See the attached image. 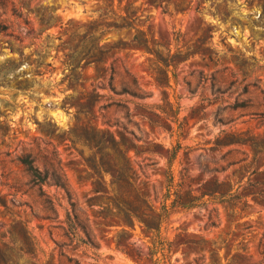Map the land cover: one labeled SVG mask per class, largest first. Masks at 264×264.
<instances>
[{
  "label": "rangeland",
  "instance_id": "obj_1",
  "mask_svg": "<svg viewBox=\"0 0 264 264\" xmlns=\"http://www.w3.org/2000/svg\"><path fill=\"white\" fill-rule=\"evenodd\" d=\"M0 26V264H264V0H0ZM109 162L159 232L119 225Z\"/></svg>",
  "mask_w": 264,
  "mask_h": 264
},
{
  "label": "trees",
  "instance_id": "obj_2",
  "mask_svg": "<svg viewBox=\"0 0 264 264\" xmlns=\"http://www.w3.org/2000/svg\"><path fill=\"white\" fill-rule=\"evenodd\" d=\"M121 24L118 25V23H116V21H113V23H104L103 26L107 29H110V28H114V29L131 28V25H128L126 23H121ZM5 30H6V27L0 26V32H3ZM139 34H141V32L137 31V34L133 37L134 42H135L134 44L136 46L144 48V50H146L148 52H151L149 49V45H148L147 41L146 42L144 41L143 43H139V41H138V35ZM97 49L99 51V54L101 56H103L104 51H102L98 46H97ZM171 57H173V56H171ZM154 59L156 61H159L160 60L159 55L154 53ZM112 79H113V77L111 76L109 79V88L114 94H116V95L126 94V95H129L131 97L139 98V99H142L145 97V94H140L135 90H130V89L124 88V87L120 90V92H117L111 85ZM132 83H133L134 87L137 88L136 82L134 80ZM109 137H110V142H111L112 147H117V149H118V147H120V146H125V143L123 142V138L121 136H119L118 140H116V138L113 134H110ZM119 151H121L122 156H123V165L128 169V171H130L129 161H128V158L126 157L127 150L119 149ZM174 156H175V152L172 153L171 159H173ZM91 162L93 165H91V163L88 164L89 169L95 170L96 168H99L98 167L99 164L96 163V161L94 159ZM21 163L25 167L26 171L29 173V175L31 176L33 181L40 183V184L46 183L47 173L42 174V172L38 168L34 167L32 161L29 160V157H25V158L21 159ZM108 164L110 165L109 168H111V170H114V172H116L113 180L110 183V185L113 187V195H114L113 196L114 197V200H113L114 203H112V205H110V209L112 208V209L118 211V214L115 216V218H117L119 220V225L122 228H124L126 225H128V223L133 225L134 222H137L139 225L143 226L146 230L159 232L161 218H162L161 214H157L148 205L147 200L140 197V196H137V199H138L139 203H141V204H139L137 207L134 208V207H131V205L127 204L126 201H124V199L120 195H118V193H117L118 187L123 182V177L118 175L117 170H116L117 167L114 164H112L110 162ZM99 172H100L99 174H102L103 170H100ZM163 210L166 213L165 208ZM74 219L76 220V218H74ZM76 226H77V224L75 223V226H73V228H72V237L78 242L81 241L83 244H87L89 246L95 247L88 240V236L86 235V233H84V234L86 236L87 242H84V240H82L78 237V235L76 233ZM158 244L161 247V250H164V249L166 250V248H165L166 244L164 242H160ZM116 246H119V244L116 243ZM162 256H164V255H162Z\"/></svg>",
  "mask_w": 264,
  "mask_h": 264
}]
</instances>
